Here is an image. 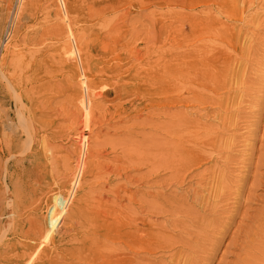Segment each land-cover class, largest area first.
<instances>
[{
    "label": "rangeland",
    "instance_id": "rangeland-1",
    "mask_svg": "<svg viewBox=\"0 0 264 264\" xmlns=\"http://www.w3.org/2000/svg\"><path fill=\"white\" fill-rule=\"evenodd\" d=\"M207 1L197 5L198 0H0V65L3 63L4 75L8 80L12 79L9 86L5 78L0 79V110L3 109L0 114L5 117L0 115V148L6 142L10 145V150L0 155V180L3 181H0V221L6 220L4 213L8 202L11 205L13 203L10 205L12 220L24 224V229L30 234L26 239L28 250L25 251L30 257L33 256L29 264H105L110 254L114 255L123 249V217L114 218L112 213L107 212L112 204L111 193L119 192L123 196L124 191L129 189L135 192V201H153L163 210H169L170 206L174 209H171L172 212L167 210V214L160 209L162 213L157 215L147 214V211L138 212L137 215L146 216L144 224L138 220L139 226L151 223L157 226L158 231L157 238L151 240L152 250L140 251V257L144 254L143 258L146 259H143L142 264H170V261L171 264H264V0H255L246 12L248 14L251 9V14H246L249 20L256 17L260 19L255 23H258L256 28H249L247 23H233L237 32L243 34L240 33V42L245 44L246 49L250 46L248 37L252 35L255 39L249 57L252 58L250 62L254 61L251 65L249 61H241L238 70L240 77L243 75L241 81L246 79L248 88L238 84L237 91L233 88L238 95L233 90L229 92V89L216 92L217 96L220 94L226 98L224 102L230 103L231 99H236L235 104H232L234 106L240 100L250 101L248 106L241 101V107L238 104L233 107L234 110L231 105L229 111L192 98L194 91L203 89L206 93L208 79L200 76L198 65H188V62L174 56L175 51L185 50L188 46L181 45V36L176 37L174 34L183 35V31L187 32L189 18L195 13V16H202L212 8H217L215 3ZM213 9L211 12L216 14ZM186 16L187 22L183 21ZM175 29L180 32L173 33ZM67 48H71V51L74 48L80 50L81 61L76 56L65 60L63 53ZM149 52L154 53L153 56ZM75 66H78L77 69ZM81 70L87 82L91 83V88L84 89ZM174 71L176 75L179 74L177 78ZM196 73L199 75L196 76ZM34 74L37 80L33 79ZM201 78L207 83L203 84ZM30 87L33 93L29 91ZM240 91L248 94H241ZM183 95H186L185 98ZM231 95L238 99L230 98ZM245 95L249 96L246 98ZM18 99L19 102H16ZM235 108L241 112L237 113ZM200 110H206L205 114ZM183 111L193 123L184 117ZM225 111H235L239 115L231 123L233 129L228 130V126L224 130L225 126L222 128L218 125V119L223 117ZM202 115L206 116L203 118ZM177 116L182 122L186 119L190 125L179 122ZM181 116L185 119L182 120ZM6 119L9 125L4 124ZM247 120L252 125H246ZM173 121H176L175 124ZM236 121L237 125L234 123ZM2 122L4 125H1ZM200 124H205L204 128L208 130L217 126V129L222 128L223 134L220 133L225 137L222 136V139L219 133L216 147L208 145L202 148L206 130ZM179 128L184 130L181 132ZM83 132L86 134L84 140L81 139ZM184 132L190 136L184 135ZM179 133L182 134L181 138H175ZM13 136L19 139H13ZM37 140H40L41 148L36 145ZM184 140L189 141L187 148L194 145L192 142L199 143L202 152L208 148L204 152L205 160L202 157L193 165H186L180 173L176 172L177 167L174 166L171 171L164 167L148 170L147 162L152 166L159 164L155 156L157 150L160 152L162 146L166 145H170L172 150V143L179 146H176L178 151H185L187 142L184 143ZM226 141L228 147H223ZM210 147L221 149L219 152L223 155L218 153L220 155L214 156L216 150L213 148L211 152ZM177 149L172 153L169 151L173 154L171 160L180 157ZM115 157L116 160H112ZM109 167L116 171L108 172ZM170 175H178L177 180H172L174 183ZM183 176H186L185 179ZM198 178L204 183H200ZM209 180L213 183L210 184ZM201 184H207L208 187ZM215 186L219 187L218 190ZM194 191L198 192L197 195ZM149 192L155 197L148 195ZM56 203L62 204L59 213L55 208ZM120 203L127 205V200H121ZM182 209H185L184 214ZM1 212H4L3 215ZM181 216L190 221L185 220L183 223ZM179 217L182 221L177 220ZM169 221L176 226L173 227ZM163 240L167 244H163ZM10 246H3L0 252L6 251L5 256L16 261L14 254L23 248H19V243L18 246ZM178 256H182L179 261Z\"/></svg>",
    "mask_w": 264,
    "mask_h": 264
},
{
    "label": "bare ground",
    "instance_id": "bare-ground-1",
    "mask_svg": "<svg viewBox=\"0 0 264 264\" xmlns=\"http://www.w3.org/2000/svg\"><path fill=\"white\" fill-rule=\"evenodd\" d=\"M192 1V0H191ZM194 1V0H193ZM209 1V0H208ZM207 1V2H208ZM210 1H212L213 3H215V6L217 7L215 10V12H216V14H217V16H215L216 14L215 13H212L211 12V10L213 9H211V10H209V12L208 13H206V15H204V13H203V15H202V13H201V11L203 10V9H201V11L199 12L200 13V15H202V16H199V14H198V16H195V15H197L195 12H193V13H195V15H193V17H190L189 18V21H188V17H189V15L191 14H188V17L186 16L185 18H183V21L185 20V19H187V21H188V26H189V30L187 31V32H185V31H183V35H178V34H174V36L176 35V37H178V36H181V38L179 37V39L180 40H182V42L183 43H181V45L182 44H187L188 46H187V48H185V50H179V51H175L173 48V50L175 51L174 52V56L175 57H177L178 59H183L184 61H186V62H188V65H190V64H195V65H198L197 66V68H198V73H200V76L202 77V75L203 76H205L207 79H208V83H207V81L206 82H204L203 81V79H202V81L204 82L203 84H206L207 85V87H206V93H205V91L202 89V91L200 90V91H194V93L193 92H191V93H193L192 95H193V97L192 98H194L196 101H198V102H201V103H210V104H216V106H219L218 107V109H220V110H222V108H224L225 110H230L231 109V105L234 103L235 104V102L234 101H236V99H234V101H232V99H231V101H230V103L229 102H227V101H225L224 102V98L225 97H221V95L219 94L218 96L216 95V92H218V91H220V90H222V92H223V90H225V89H229L230 91L229 92H231V90H233V88L234 89H236V87L238 86V84H240V86H247V84H246V77L244 78L245 79V81H241L242 80V76L240 77V74H238V73H240V72H238V70H239V68H240V66L239 65H241V61H246L245 63H247V61H249L250 62V60L252 59H250L249 57H250V55H251V49L253 48L252 47V45H253V40L255 39V37H253L252 35H250L248 38H249V41L247 40V42H249V44H250V46H249V48L248 49H246L247 47H245L244 45L245 44H242L240 41V36L241 35H243L240 31H238L237 32V29H236V26L233 24V23H235V24H237L238 22H240V23H244V24H248V27L249 28H253V27H255V25H258V23L257 24H255L256 22H258V20L260 21V19L258 18V17H256L255 19L254 18H251L250 20H249V18H247L248 16H246V12H247V9L251 6V5H254L253 3L254 2H256L255 0H210ZM190 2V1H189ZM200 2H206V0H198V2H197V5H198V3H200ZM194 3V2H193ZM260 3V2H259ZM261 3H262V1H261ZM191 4V3H190ZM189 4V5H190ZM196 4V3H195ZM263 4H264V2H263ZM58 5H59V3H58ZM64 5V4H63ZM212 4H210V6H211ZM260 5V4H259ZM204 6V5H203ZM207 6H209V5H207ZM214 6V7H215ZM261 6H262V4H261ZM260 6V7H261ZM206 7V6H205ZM256 7V6H255ZM259 8V7H258ZM209 9V8H208ZM213 9V10H214ZM253 9V8H252ZM60 10V9H59ZM205 10H207L206 8H205ZM251 10V9H250ZM250 10H249V12H250ZM61 12V11H60ZM248 12V14L247 15H250L251 13H249ZM64 13V12H63ZM66 13V12H65ZM67 14V13H66ZM65 14V15H66ZM253 16L255 15V14H252ZM257 15H259V14H257ZM178 17V16H177ZM181 16H179L178 18H180ZM252 17V16H251ZM177 18V19H178ZM182 18V17H181ZM246 18V19H245ZM67 19V18H66ZM245 19V20H244ZM64 20V19H63ZM176 20V19H175ZM174 20V21H175ZM66 21H68V20H66ZM70 21V20H69ZM73 21V20H72ZM178 21H180L181 22V20H179L178 19ZM186 21V20H185ZM186 21V22H187ZM172 22V21H171ZM177 22V21H176ZM179 22V23H180ZM263 24V23H262ZM67 25V24H66ZM70 25V24H69ZM239 25V24H238ZM241 25V24H240ZM68 26V25H67ZM182 26H185L184 24L182 25ZM245 26V25H244ZM253 26V27H252ZM13 27V26H12ZM186 27V26H185ZM175 28V27H174ZM244 28V27H243ZM256 28V27H255ZM185 29V28H184ZM240 29V28H239ZM238 29V30H239ZM71 30V29H70ZM241 30V29H240ZM245 30V29H244ZM248 30V29H247ZM67 31V30H66ZM177 31H179V30H173V33H177ZM75 32H76V30H75ZM180 32V31H179ZM240 33H241V35H240ZM181 34V33H180ZM256 34H258V33H256ZM249 35V34H248ZM248 35H246V37L248 36ZM77 36V35H76ZM173 36V35H172ZM255 36V35H254ZM70 37V36H69ZM242 37V36H241ZM244 37V36H243ZM257 37V36H256ZM71 38V37H70ZM175 38V37H174ZM242 39V38H241ZM244 40H245V38H243ZM73 41H74V39H72ZM78 40V39H77ZM173 40V39H172ZM177 39H175V41H176ZM245 40V41H246ZM129 41V40H128ZM177 42V41H176ZM67 43V42H66ZM128 43V42H127ZM177 43H179V42H177ZM122 44H123V42H122ZM144 44H146V43H144ZM125 45H127V44H125ZM132 45V44H131ZM173 45H174V43H173ZM254 46V45H253ZM74 47V46H73ZM175 47V46H174ZM178 47V46H177ZM72 48V47H71ZM71 48H67V49H65L64 50V53H63V58H65V60L67 59H70V58H78V60H79V62L81 61L80 60V58H81V56H80V50H77L76 48H74L72 51H71ZM125 48V47H124ZM128 48V47H127ZM133 48V47H132ZM135 48V47H134ZM181 48V47H180ZM64 49V48H63ZM131 49V48H130ZM130 49H129V51H130ZM148 48H146L145 50H147ZM179 49V48H178ZM177 49V50H178ZM134 50V49H133ZM144 50V51H145ZM172 50V51H173ZM143 51V52H144ZM152 51V50H151ZM169 51L170 50H168V52L167 53H169ZM142 52V53H143ZM148 52V51H147ZM146 52V54H148ZM156 52V51H155ZM252 52H254V51H252ZM259 52V51H258ZM263 52V51H262ZM145 53V52H144ZM143 53V54H144ZM150 53V52H149ZM173 53V52H172ZM176 53V54H175ZM254 53H256V51L254 52ZM151 54V53H150ZM152 54H154V53H152ZM151 54V55H152ZM171 54V53H170ZM7 55V54H6ZM50 55V54H49ZM163 55V54H162ZM162 55H158V56H162ZM165 55V54H164ZM255 55V54H254ZM74 56H76V57H74ZM153 56V55H152ZM258 56V55H257ZM262 56H263V54H262ZM62 57V56H61ZM60 57V58H61ZM163 57V56H162ZM210 57V59H208V58ZM264 57V56H263ZM6 58V57H5ZM12 58V57H11ZM169 58V57H168ZM170 58H172V57H170ZM250 59V60H249ZM61 60H62V58H61ZM71 60V59H70ZM76 60V59H75ZM252 61H254V60H252ZM251 61V62H252ZM2 62V61H1ZM12 62V61H11ZM60 62V61H59ZM64 62V61H63ZM77 62V61H76ZM172 62V61H171ZM177 62H179V61H177ZM251 62H250V65H251ZM8 63H9V61H8ZM173 63V62H172ZM176 63V62H175ZM212 63H215V64H212ZM75 64V63H74ZM5 65V64H4ZM50 65H51V63H50ZM75 65H77V64H75ZM180 65H181V63H180ZM183 65V64H182ZM248 65H249V63H248ZM247 65L245 64V67H246ZM76 67V66H75ZM78 67V66H77ZM77 67H76V69H77ZM87 66H85V68H86ZM175 67H176V64H175ZM187 67V66H186ZM243 67V66H242ZM244 67V69L243 70H245L246 68ZM55 68V67H54ZM49 69V68H48ZM50 69H52V68H50ZM176 69H178V68H176ZM175 69V71H177L178 72V70H176ZM188 69V68H187ZM247 69H248V67H247ZM53 70V69H52ZM70 70H71V68H70ZM73 70V69H72ZM75 70V69H74ZM180 70V69H179ZM196 70V69H195ZM235 70H236V72H235ZM241 70V69H240ZM51 71V70H50ZM75 71H77V70H75ZM82 71V70H81ZM80 71V72H81ZM174 71V74L176 73L177 74V72H175ZM189 71V70H188ZM246 71V70H245ZM69 72H71V71H69ZM68 72V73H69ZM196 72H197V70H196ZM78 73V72H77ZM76 73V74H77ZM179 73V72H178ZM195 73V72H194ZM244 73V72H243ZM11 74V73H10ZM70 74V73H69ZM71 74H73V73H71ZM174 75L175 76V78H177V76H179V74L178 75ZM183 74V73H182ZM192 74H193V72H192ZM197 74V73H196ZM241 74H242V72H241ZM18 75V74H17ZM35 75V74H34ZM73 75H75V74H73ZM82 77H83V79L81 78V83H82V85H83V87H84V89H88V87L89 88H91V83H88L87 82V79H86V76H85V73H84V71H82ZM188 75V74H187ZM199 74H197L196 76H198ZM8 76V75H7ZM15 76V75H14ZM33 75H31V77H32ZM78 76V75H77ZM79 76H80V74H79ZM79 76H78V78H79ZM88 76V75H87ZM189 76V75H188ZM231 76L233 77V80H231L232 78H231ZM25 77H27V76H25ZM30 77V78H31ZM34 78L33 79H36L35 77H36V75L35 76H33ZM231 79H230V78ZM240 77V78H239ZM1 78H5L7 81H8V86H9V83H10V81L12 80H8V78L4 75V71H3V63H1V65H0V79ZM17 78V77H16ZM23 78V77H22ZM73 78V77H72ZM28 79H29V77H28ZM43 79V78H42ZM50 79V78H49ZM66 79V78H65ZM76 79H77V77H76ZM75 79V80H76ZM197 79V78H196ZM239 79H240V81H239ZM31 80V79H30ZM37 80V79H36ZM40 80H41V78H40ZM54 80V79H53ZM67 80V79H66ZM69 80V79H68ZM177 80V79H176ZM6 81V82H7ZM17 81V80H16ZM26 81V80H25ZM24 81V82H25ZM32 81V80H31ZM38 81H39V79H38ZM46 81V80H45ZM175 81V80H174ZM194 81V80H193ZM199 81H201V80H199ZM43 82H44V80H43ZM54 82V81H53ZM80 82V81H79ZM78 82V83H79ZM15 83V82H14ZM21 83V82H20ZM39 83V82H38ZM36 84V85H39V84ZM41 83V82H40ZM175 83H176V81H175ZM197 83V82H196ZM18 84V83H17ZM24 84V83H23ZM43 84V83H42ZM67 84H68V82H67ZM249 84V83H248ZM19 85V84H18ZM35 85V86H36ZM70 85V84H69ZM80 85V84H79ZM90 85V86H89ZM191 84H189V86H190ZM193 85V84H192ZM191 85V86H192ZM234 85H235V87H234ZM11 86L13 87V85L11 84ZM15 86H16V84H15ZM23 86H25V87H27L26 85H23ZM22 86V87H23ZM77 86H78V84H77ZM81 86V85H80ZM180 86H181V84H180ZM240 86H239V88H240ZM242 86V87H243ZM7 87V86H6ZM33 87V86H32ZM32 87H30L29 88V91L30 92H32L33 91V88ZM82 87V86H81ZM174 87H175V85H174ZM241 87V88H242ZM9 88V87H8ZM8 88H7V90H8ZM16 88H17V86H16ZM28 88V87H27ZM32 88V89H31ZM79 88V87H78ZM179 88V87H178ZM188 88V87H187ZM192 88V87H191ZM196 88H197V86H196ZM200 88V87H199ZM201 88H203V87H201ZM205 88V87H204ZM238 88V89H239ZM245 88V87H244ZM246 88H248V86L246 87ZM10 89H11V87H10ZM32 91H31V90ZM80 89V88H79ZM82 89V88H81ZM243 89V88H242ZM6 90V91H7ZM41 90V89H40ZM189 90H190V88H189ZM227 90H225V92L227 91ZM247 89H245L244 91H246ZM2 91V90H1ZM10 91H12V89L10 90ZM15 91V90H14ZM37 91V90H36ZM39 91V90H38ZM192 91V90H191ZM236 91H237V89H236ZM236 91H234L233 90V92H235V94L236 95H238L237 94V92ZM26 92V91H25ZM25 92H23V93H25ZM179 92V91H178ZM228 92V93H229ZM243 92V91H242ZM242 92L240 91L239 93H241L242 94ZM18 93V92H17ZM33 93V92H32ZM35 93V92H34ZM179 93H181V92H179ZM212 95H211V94ZM219 93H221V91L219 92ZM245 93H247V92H245ZM244 92H243V94H245ZM11 94V93H10ZM173 94H175V92H173ZM226 94V93H225ZM230 94V93H229ZM232 94H234V93H232ZM240 94V95H241ZM248 94V93H247ZM17 96H19L18 94H16ZM28 95H31V94H29L28 93ZM26 96H27V94H26ZM32 96H33V94H32ZM181 96V95H180ZM184 96V98H185V96L186 95H183ZM189 96V95H188ZM223 96V95H222ZM228 96V95H227ZM243 96V95H242ZM246 96H249V95H245V97ZM232 97H235V98H237L235 95L234 96H232L231 95V97L230 98H232ZM10 99H11V97H9ZM18 98H20V96L18 97ZM33 98V97H32ZM173 98V97H172ZM179 98H181V97H179ZM184 98L182 97V99L184 100ZM229 97H227V99H228ZM244 98V97H243ZM247 98V97H246ZM23 99V98H22ZM27 99V98H26ZM173 99H175V97L173 98ZM181 99V100H182ZM226 99V98H225ZM238 99V98H237ZM21 100V99H20ZM186 100V99H185ZM192 100V99H191ZM195 100H194V103H196L195 102ZM244 100V99H243ZM251 100V99H250ZM25 101V100H24ZM37 101V100H36ZM238 101V100H237ZM241 101L242 100H240V103H241ZM247 101V100H246ZM245 100L244 101H242V103L243 102H245V104H247L248 102H250V101H248V102H246ZM16 102H19V99H18V101H16ZM181 102V101H180ZM186 102V104H187V101H185ZM252 102V101H251ZM13 103V102H12ZM22 103V102H21ZM35 103V102H34ZM183 103V102H182ZM181 103V104H182ZM192 103V102H191ZM240 103H238L239 104V107H241L240 106ZM24 104V103H23ZM189 104H190V102H189ZM237 103H236V105H238ZM244 104V103H243ZM242 104V105H243ZM31 105V104H30ZM150 105V104H149ZM152 105V104H151ZM183 105H185V103L183 104ZM188 105V104H187ZM193 105V104H192ZM195 105H197V104H195ZM207 105V104H206ZM206 105H204V106H206ZM209 105V104H208ZM207 105V106H208ZM235 105V106H236ZM190 106V105H189ZM198 106V105H197ZM206 106V107H207ZM210 106V105H209ZM208 106V107H209ZM214 106V105H213ZM224 106V107H223ZM234 105H232V108L233 107H235ZM244 106V105H243ZM246 106V105H245ZM247 106H248V104H247ZM4 107V106H3ZM22 107H24V106H22ZM194 107V106H193ZM210 107H212V106H210ZM215 107V106H214ZM239 107H238V109H239ZM259 107V106H258ZM156 108V107H155ZM157 108H159V107H157ZM200 108H202L201 106H200ZM199 108V109H200ZM228 108H230V109H228ZM255 108V107H254ZM15 109H16V107H15ZM18 109V108H17ZM20 109V108H19ZM21 109H23V108H21ZM28 109V108H27ZM198 109V110H199ZM236 109V111H238L237 110V108H235ZM3 109H1L0 110V112L2 111ZM24 110L26 111V108H24ZM188 110V109H187ZM192 110H193V108H192ZM233 110H234V108H233ZM4 111H6V110H4ZM190 111H191V109H190ZM200 111H202V110H200ZM214 111V110H213ZM3 112V111H2ZM17 112V111H16ZM15 112V113H16ZM22 112H23V110H22ZM39 112V111H38ZM196 112V111H195ZM203 112V111H202ZM205 112H206V110H204V114H205ZM218 112H220L219 110H218ZM218 112H215V113H218ZM223 112V111H222ZM226 112V111H225ZM235 112V111H234ZM233 111H231V112H226V113H224V115H223V117L222 118H219L218 119V121L220 120V124H218L219 126L221 125V127L222 128H224V126H225V128H224V130L226 129V127H228V126H230V128L228 129V130H230V129H233L232 127H231V123H233V120H234V118L236 117L237 118V116H239V115H237L236 113H234ZM241 112V111H240ZM239 111L237 112V113H240ZM6 113V112H5ZM12 113V112H11ZM21 112H20V110H19V114H20ZM186 113V112H185ZM208 113V114H207ZM206 113V115H208L209 116V112H207ZM214 113V114H215ZM221 113V112H220ZM17 114V113H16ZM23 114V113H22ZM139 114V113H138ZM180 114V113H179ZM178 114V115H179ZM182 114V113H181ZM180 114V115H181ZM183 114H184V111H183ZM183 114H182V116H183ZM190 114V113H189ZM243 114V113H242ZM0 115H4V114H0ZM21 115V114H20ZM37 115V114H36ZM185 115V114H184ZM188 115V114H187ZM187 115H185L184 117H186ZM205 115V116H206ZM219 115H221V114H219ZM241 115V114H240ZM181 116V118H182V120H183V118L184 117H182ZM203 116V115H202ZM205 116H203V118L205 117ZM207 116V117H208ZM17 117V116H16ZM20 117V116H19ZM178 117V116H177ZM201 117V116H200ZM206 117V119H208ZM214 117V116H213ZM216 117V116H215ZM3 118H5L4 116H3ZM10 118V117H9ZM174 118V117H173ZM176 118V117H175ZM186 118H188V117H186ZM192 118V117H191ZM255 118V117H254ZM2 119V118H1ZM17 119V118H16ZM144 119V118H143ZM178 119V121L180 122L181 120H179V117L177 118ZM185 119V118H184ZM189 119V118H188ZM239 119H241V118H238L237 120H239ZM258 119V118H257ZM21 120H23V119H21ZM186 120V119H185ZM183 121V122H185V123H187L188 125H190L188 122H187V120L186 121ZM191 119H189V121H190ZM194 120H196V121H199V120H197V119H194ZM213 120H214V118H213ZM243 120V119H242ZM6 121H7V119L5 120V123L4 124H6ZM10 121V120H9ZM18 121V120H17ZM24 121V120H23ZM38 121H40V120H38ZM37 121V122H38ZM196 121H194V123H196ZM216 121V120H215ZM235 121V120H234ZM11 122H13V121H11ZM10 122V123H11ZM25 122V121H24ZM31 122V121H30ZM36 122V123H37ZM176 122V121H175ZM175 122L173 121V124H175ZM182 122V121H181ZM182 122V123H183ZM191 123H193V120L192 121H190ZM200 122V121H199ZM238 121H236V122H234L235 124L237 123ZM240 122V121H239ZM18 123V122H17ZM22 123V122H21ZM201 123V122H200ZM217 122H215L214 123V127H215V124H216ZM242 123V122H241ZM247 123H248V120L247 121H245V124L247 125ZM3 124V122L1 123V125ZM3 124V125H4ZM20 124V123H19ZM40 124H42V123H40ZM87 124V123H86ZM177 124V123H176ZM181 124V123H180ZM196 124H198V123H196ZM206 124V123H205ZM204 124V125H205ZM240 124V123H239ZM249 124V123H248ZM255 124V123H254ZM253 124V125H254ZM6 125H9V124H6ZM12 125V124H11ZM31 125V124H30ZM37 125H38V123H37ZM184 125V127L185 126H188V125H185V124H183ZM193 124H191V126H192ZM204 125L202 126V124H200V126H201V128L203 127L204 128ZM237 125V124H236ZM246 125H245V127H246ZM250 125H252V124H249V126ZM18 126V125H17ZM21 126H23V124H21ZM36 126V125H35ZM87 126V125H86ZM199 126V125H198ZM200 126H199V129H200ZM211 126V125H210ZM29 127V126H28ZM39 127V126H38ZM190 129H191V127L190 126H188ZM188 127H187V129L186 130H188ZM206 127V126H205ZM208 127V126H207ZM213 127V126H212ZM234 127V126H233ZM248 127V126H247ZM3 128V127H2ZM8 128H9V130H10V128L11 127H9L8 126ZM7 128V129H8ZM163 128V127H162ZM217 128H219L218 126L216 127V128H211L210 130H208V129H206V128H204V130H206V132L204 133V137H206V140H204L202 143H201V145L203 146H201L202 148H204V146H208V145H212V146H215L216 147V145H218L219 144V133H220V129H222V128H220V129H217ZM235 128V127H234ZM237 128V127H236ZM258 128V127H257ZM6 129V128H5ZM14 129H16V128H14ZM14 129H13V131H14ZM29 129V128H28ZM180 129V128H179ZM193 129H195L194 127H193ZM192 129V130H193ZM246 129V128H245ZM249 129V128H248ZM256 129V128H255ZM18 130V129H17ZM34 130H36V129H34ZM38 130V129H37ZM178 132H179V130H178V128L176 129ZM183 131L184 129H180V131ZM227 130V129H226ZM257 130V129H256ZM2 131V130H1ZM11 131V130H10ZM29 131V130H28ZM40 131V130H39ZM173 131V130H172ZM181 131V132H182ZM189 131V130H188ZM191 131V130H190ZM194 131V130H193ZM202 131V130H201ZM219 131V132H218ZM4 132V131H3ZM5 132H6V130H5ZM18 132V131H17ZM16 132V133H17ZM174 132V134L176 133V131H173ZM251 132V131H250ZM7 133H8V131H7ZM10 133V132H9ZM23 133V132H22ZM36 133V132H35ZM34 133V134H35ZM185 133V132H184ZM221 133L223 134V131H221ZM221 133H220V136H221V138H222V136L223 135H221ZM227 133V132H226ZM33 134V135H34ZM167 134V133H166ZM188 135V136H190V134H188V133H185L184 135ZM202 134H203V132H202ZM27 135V134H26ZM169 135V134H168ZM178 135V134H177ZM176 135V137L175 138H181V135H180V133H179V135L177 136ZM228 135V134H227ZM30 136V135H29ZM36 136V135H35ZM41 136V135H40ZM170 136V135H169ZM196 136V135H195ZM17 137V136H16ZM19 137H20V135H19ZM85 137H86V134H85V132H83V134H82V137H81V139H85ZM192 137V136H191ZM223 137H225V136H223ZM230 137H232L231 135H230ZM3 138V137H2ZM6 138V137H5ZM8 138V137H7ZM11 138V137H10ZM36 138H37V136H36ZM183 138V137H182ZM201 138H202V136H201ZM229 138V137H228ZM233 138V137H232ZM234 138H235V136H234ZM13 139H16L14 136H13ZM13 139H11V140H13ZM17 139H19V138H17ZM16 139V140H17ZM196 139V138H195ZM204 139V138H203ZM223 139V138H222ZM222 139H220V140H222ZM227 139V138H226ZM225 139V140H226ZM28 140H30V138L28 139ZM173 140H175V139H173ZM182 140V139H181ZM187 140V139H186ZM186 140H184V143H185V141ZM228 140V139H227ZM9 141V140H8ZM15 141V140H14ZM13 141V142H14ZM32 141H33V139H32ZM31 141V142H32ZM38 142V144H36V145H38V147L39 148H41V142H40V140H37ZM191 141V140H190ZM192 141H194V140H192ZM191 141V142H192ZM229 141H230V139H229ZM11 142V141H10ZM164 142V141H163ZM176 141H174V143H175ZM187 142V141H186ZM195 142V141H194ZM217 142H218V144H217ZM220 142H222V141H220ZM45 143V142H44ZM162 143V142H161ZM177 143H178V141H177ZM184 143H183V145H184ZM188 143H189V141L187 142V144L185 143V146L186 145H188ZM226 143H227V141H226ZM158 144V143H157ZM171 145H172V150L170 149V145H164V143H162V145H164L165 147H163L162 145V148H161V151L160 152H157L156 151V154L157 155H155L156 157H158V159H157V161L159 162V164L158 165H156V166H152L150 163H148L147 162V164H149L148 165V170H150V169H156V168H158V167H164L165 169H167V170H173V168L174 167H177L176 168V172L177 173H180V171L182 172V170H184L185 169V167H187L186 165H193L195 162H197V161H199L200 159H202V157H203V159H204V156L206 155V153H204L205 151L207 152V147H205V151H204V149H203V151L204 152H202L201 150H202V148L201 147H198V144H196V143H191V144H194V145H192L190 148L188 147L187 148V146H186V149H184L185 151H183V149H181L182 151H180V149H179V151H180V157L177 159H174V160H171V156L173 155V154H170V152L169 151H171V153H172V151L174 150H176L177 148H176V146L177 145H175L174 146V144H172V143H170ZM222 144V143H221ZM225 143H223V145H224ZM2 145V144H1ZM28 145H29V143H28ZM35 145V144H34ZM33 145V146H34ZM35 145V146H36ZM74 145V144H73ZM179 145V144H178ZM226 145H228V143L227 144H225V146H223V147H228V146H226ZM4 147H1L0 148V155H3V154H5V153H7V151H9L10 150V145L8 144V142H6V144L5 145H3ZM13 146H15V145H13ZM12 146V147H13ZM21 146V145H20ZM26 146V145H25ZM44 146H45V144H44ZM43 146V147H44ZM77 145H75L74 147H76ZM81 146V145H80ZM174 146V147H173ZM177 147H179V146H177ZM184 147V146H183ZM219 147L220 148H222V145H219ZM15 148H16V146H15ZM79 148V147H78ZM81 148H82V146H81ZM156 148H158V147H156ZM155 148V149H156ZM175 148V149H174ZM199 148H201V149H199ZM211 148V147H210ZM214 148V147H213ZM213 148H211L210 149V151L213 149ZM13 149V148H12ZM35 149V148H34ZM80 149V148H79ZM83 149V148H82ZM155 149H154V151H155ZM160 149V148H159ZM215 149V148H214ZM14 150V149H13ZM39 150V149H38ZM41 150V149H40ZM75 150V149H74ZM199 150V151H198ZM216 150V149H215ZM221 149H217L215 152H213L214 153V156H216L215 154H218V153H220L219 151H220ZM224 150V149H223ZM222 150V151H223ZM177 151H178V149H177ZM178 151V152H179ZM16 152V151H15ZM22 152V151H21ZM41 152V151H40ZM76 152V151H75ZM77 152H79V151H77ZM83 152V151H82ZM182 152V153H181ZM212 152V151H211ZM11 153V152H10ZM174 153V152H173ZM177 152H175V154H176ZM13 154V153H12ZM33 154V153H32ZM178 154V153H177ZM208 154H210V152H208ZM208 154H207V157H208ZM220 154H222V153H220ZM220 154H218V155H220ZM8 155V154H7ZM41 155V154H40ZM179 155V154H178ZM223 155V154H222ZM160 156H161V158H160ZM81 157V156H80ZM173 157V156H172ZM206 157V156H205ZM209 157H210V155H209ZM213 158V157H212ZM173 159V158H172ZM112 160H116V157L115 158H113ZM205 160V159H204ZM204 160H202L203 162H204ZM213 160V159H212ZM34 161V160H33ZM202 161H201V163H202ZM209 162V161H208ZM2 163V162H1ZM200 163V162H199ZM207 163V162H206ZM7 164V163H6ZM12 164V163H11ZM19 164V163H18ZM2 165V164H1ZM0 165V166H1ZM202 165V164H201ZM11 166V165H10ZM9 166V167H10ZM13 166V165H12ZM174 166V167H173ZM197 166H199V165H197ZM2 167V166H1ZM3 167H4V164H3ZM199 167H201V166H199ZM198 167V168H199ZM3 169V168H2ZM8 169V168H7ZM189 169H191V168H189ZM4 170V169H3ZM9 170V169H8ZM78 170V169H77ZM108 172H115L116 170H114V169H112L111 167H109L108 168ZM175 170V169H174ZM205 170V169H204ZM210 170H211V168H210ZM213 171V170H212ZM127 172V171H126ZM165 172H166V170H165ZM207 172V171H206ZM216 172V171H215ZM2 173V172H1ZM128 173V172H127ZM169 173V172H168ZM202 173V172H201ZM156 174V173H155ZM170 174V173H169ZM175 174V173H174ZM216 174H218V172L216 173ZM127 175V174H126ZM159 175V174H158ZM176 175V174H175ZM179 175H182V174H179ZM187 175V174H186ZM200 175V174H199ZM199 175H198V177H199ZM7 175H5V177H6ZM9 176V175H8ZM128 176V175H127ZM178 176V175H177ZM176 176V177H177ZM189 176V175H188ZM214 176H215V174H214ZM214 176H213V178L212 179H214ZM218 176V175H217ZM76 177V176H75ZM144 177H146V176H144ZM170 177H171V175H170ZM174 177V178H173ZM173 177H171V181L172 180H174V179H176V177L175 176H173ZM184 177V176H183ZM186 177V176H185ZM185 177H184V179H185ZM204 177H205V175H204ZM147 178H149V176L147 177ZM153 178V177H152ZM173 178V179H172ZM201 178V177H200ZM3 179V178H2ZM151 179V178H150ZM169 179V178H168ZM182 179V178H181ZM199 179V178H198ZM203 179H205V178H203ZM208 179V178H207ZM215 179H217V178H215ZM223 179V178H222ZM130 180H131V178H130ZM177 180V179H176ZM175 180V182H177ZM0 181H2V180H0ZM9 181V180H8ZM151 181V180H150ZM156 181V180H155ZM180 181H182V180H180ZM179 181V182H180ZM199 181H200V179H199ZM210 181V184H211V182L213 183V181L212 180H209ZM223 181V180H222ZM221 181V182H222ZM3 182V181H2ZM1 182V183H2ZM129 182V181H128ZM130 182H133V181H130ZM154 182V181H153ZM169 182V181H168ZM173 182V181H172ZM204 183L203 182V180L202 181H200V183ZM206 182H207V180H206ZM215 182H217L216 180H215ZM14 183V182H13ZM174 183V182H173ZM181 183H183V181L181 182ZM209 182H207V184H208ZM4 184V183H3ZM75 184V183H74ZM206 184V185H207ZM197 185H198V183H197ZM196 185V186H197ZM201 185H204V184H201ZM200 185V186H201ZM206 185H204V186H206ZM222 185V184H221ZM124 186V185H123ZM199 186V187H200ZM211 186V185H210ZM217 186H219V180H218V184H217ZM6 187V186H5ZM208 187V185L206 186V188ZM216 187V186H215ZM215 187H214V189H215ZM72 188V187H71ZM124 188V187H123ZM197 188V187H196ZM217 188V187H216ZM219 188V187H218ZM218 188L216 189V190H218ZM3 189V188H2ZM5 189H7V188H5ZM127 189V188H126ZM209 189H211V188H209ZM222 189V188H221ZM71 190V189H70ZM216 190L214 191L215 193H217L216 192ZM1 191V190H0ZM132 191V190H131ZM130 191V189L129 190H125L124 191V195L123 196H120L119 195V192H114V191H112V200H111V203L112 204H110V206H109V208H108V210H107V212H109V213H112V217H114V218H116V217H118V218H120V216H122L123 217V227H124V235H123V237H122V239H121V243H122V248L123 249H121V250H119L118 252H116L114 255H109V257H107V260H106V262L104 261V263L105 264H142V262H143V257H144V254H143V257H140V251H145V250H149V252L152 250V244H151V240L152 241H154L156 238H157V235H158V231H157V226H155V225H152L151 223L150 224H148V226H139V224H138V220L141 222V223H143V221H145L146 220V216H140V215H137L138 214V212H141V211H147V214H153V215H157V214H161L162 212L160 211V209H162V208H159V207H157L155 204H154V202L153 201H144V202H140L139 200H137V201H135V192L133 193V191L131 192ZM201 191V190H200ZM210 191V190H209ZM195 192V191H194ZM212 192V191H211ZM150 193V192H149ZM192 193V192H191ZM196 193V195H197V193L198 192H195ZM207 193H208V191H207ZM213 193V192H212ZM151 194L152 193H150V194H148V195H150L151 196ZM194 194V193H193ZM192 194V195H193ZM211 194V193H210ZM223 194V193H222ZM190 195V194H189ZM200 195V194H199ZM203 195V194H202ZM152 196H153V194H152ZM157 196V195H156ZM194 196H195V194H194ZM209 196H211V195H209ZM216 196V195H215ZM153 197H155V196H153ZM74 198V197H73ZM5 199V198H4ZM192 199H196L195 197L193 198L192 197ZM192 199H190V200H192ZM201 199V198H200ZM56 200V199H55ZM121 200H127V205H122L120 202H121ZM155 200V203H157V205H158V202H156V198L154 199ZM219 200V199H218ZM59 201V200H58ZM174 201V200H173ZM189 201V200H188ZM187 201V202H188ZM196 201V200H195ZM0 202H2V201H0ZM56 202V201H55ZM63 202V201H62ZM175 202V201H174ZM181 202V201H180ZM193 202V201H192ZM199 202H200V200H199ZM7 203V202H6ZM182 203V202H181ZM196 203V202H195ZM202 203V202H201ZM183 204V203H182ZM187 204V203H186ZM10 205H11V203H9L8 202V205H7V208H5V213H4V215H5V221L3 222V220H1L0 221V232H1V237H0V249L3 247V246H7V245H9V244H11V246L10 247H14V246H18V243H19V248L21 247V248H23V250L22 251H20V252H17V253H15L14 254V257H16V261H15V259H10L9 257H7V256H5L6 255V251H1L0 252V264H29V260L31 259V258H33V256L32 257H30L29 255H27V253L25 252L26 250H28V245L26 244V239H27V237H29V232L27 231V230H25L24 229V224H20L19 222H15L14 221V219L12 220V216H13V213L11 212V210H10ZM12 205H13V203H12ZM11 205V206H12ZM62 205V204H61ZM60 204H58V203H56V210H57V212L59 213V210H60V206H61ZM160 205H161V203H160ZM166 205V204H165ZM170 205H171V203H170ZM173 205V204H172ZM181 205V204H180ZM199 205V204H198ZM209 205V204H208ZM163 206V205H162ZM168 206V205H167ZM173 206H177V205H173ZM167 208V207H166ZM175 208V207H174ZM2 209V208H1ZM29 209V208H28ZM172 209V207L170 206V209L169 210H171ZM163 210V209H162ZM168 209H165L164 208V213H166V211H167ZM168 210V211H169ZM173 211H174V209H172ZM172 210L171 211H169V212H172ZM181 210V209H180ZM183 210H185V209H182V212H183V214L185 213ZM176 211H179V210H176ZM186 211H188V210H186ZM161 212V213H160ZM181 212V211H180ZM234 212H235V210H234ZM238 212V211H237ZM2 213V212H1ZM3 213L1 214V215H3ZM96 214H98L97 212H95ZM177 213V212H176ZM14 214H15V212H14ZM57 214V213H56ZM167 214V213H166ZM165 214V215H166ZM171 215V214H170ZM173 216V218H175V216L174 215H172ZM178 216V215H177ZM4 217V216H3ZM110 217V216H109ZM182 217V216H181ZM188 217H189V215H188ZM30 218V217H29ZM29 218L27 219V220H29ZM111 218V217H110ZM191 220H192V217L190 216L189 217ZM229 218V217H228ZM31 219H33L32 217H31ZM169 218H167L166 219V221L168 220ZM181 218L179 217L177 220L179 221ZM182 219H183V223L185 222V220H189V219H186L185 218V220H184V217H182ZM182 219H181V221H182ZM30 221V220H29ZM32 221H34V220H32ZM177 221V223L179 224V222ZM190 221V220H189ZM222 221V220H221ZM23 222V221H22ZM36 222V221H35ZM147 222V221H146ZM150 222V221H149ZM169 222H171V221H169ZM174 222V221H173ZM23 223H26V222H23ZM28 223V222H27ZM30 223H32L31 221H30ZM168 223V222H167ZM172 223V222H171ZM176 223V222H175ZM183 223H180V224H182L183 225ZM223 223V222H222ZM222 223H219V224H222ZM122 224V223H121ZM144 224V223H143ZM155 224V223H154ZM33 225V224H32ZM32 225H30V226H32ZM34 225H36V223H34ZM166 225V224H165ZM168 225V224H167ZM172 225H173V227L174 226H176V224L174 225L173 223H172ZM182 225H180V227H182ZM48 226V225H47ZM160 226V225H159ZM167 227V226H166ZM159 228H161V227H159ZM158 228V229H159ZM36 229V228H35ZM48 229V228H47ZM170 229V228H169ZM183 229V228H182ZM215 229H217V228H215ZM214 229V230H215ZM46 230V229H45ZM121 230V229H120ZM162 230H163V228H162ZM217 230H219V229H217ZM30 231V230H29ZM48 231V230H47ZM164 231H166V232H169V231H167V229H164ZM173 233H174V230L172 231ZM171 232V233H172ZM217 232H219V231H217ZM217 232H215V233H217ZM170 233V232H169ZM185 232H183V234H184ZM225 233V232H224ZM161 234V236H162V233H160ZM174 234H176V233H174ZM173 234V235H174ZM186 234V233H185ZM187 234H189V233H187ZM181 235V234H180ZM160 236V235H159ZM163 237V236H162ZM174 237V236H173ZM186 237V236H185ZM164 238V237H163ZM180 238V237H179ZM167 239H169V237L167 238ZM182 239V238H181ZM22 240V241H21ZM165 240V239H164ZM163 240V244H165L166 243V241H164ZM172 240H174V238L172 239ZM160 241H162V240H160ZM174 241H178V240H174ZM182 242H184L185 243V241H183V239L181 240ZM182 242H181V244H182ZM174 243V242H173ZM177 243H180V242H177ZM167 244V243H166ZM158 245V244H157ZM179 245V244H178ZM186 245H187V242H186ZM182 246V245H181ZM4 248V247H3ZM167 249H169V248H167ZM112 250V249H111ZM162 250V249H161ZM165 250V249H164ZM117 251V250H116ZM147 252V251H146ZM111 253V252H110ZM148 253V252H147ZM34 254V253H33ZM108 254H109V252H108ZM140 254V255H139ZM146 254V253H145ZM9 255V254H8ZM172 256V255H171ZM174 256V255H173ZM172 256V257H173ZM176 256V255H175ZM3 257V258H2ZM179 257L180 256H178V261H179ZM182 257V256H181ZM180 257V258H181ZM13 258V257H12ZM145 258H146V256H145ZM39 260V259H38ZM144 260H146V259H144ZM173 260V259H172ZM177 261V260H176ZM182 261H184V260H182ZM31 262V261H30ZM102 262V261H101ZM185 262V261H184ZM168 263V262H167ZM179 263V262H178ZM144 264H146V263H144ZM149 264V263H148ZM165 264V263H164ZM170 264H171V261H170ZM177 264V263H176Z\"/></svg>",
    "mask_w": 264,
    "mask_h": 264
}]
</instances>
